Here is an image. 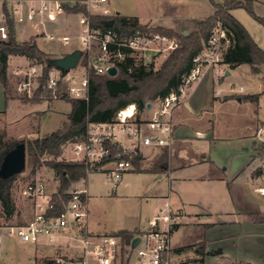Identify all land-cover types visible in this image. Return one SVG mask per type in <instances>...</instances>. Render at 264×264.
Masks as SVG:
<instances>
[{
  "label": "built area",
  "instance_id": "2783aa9c",
  "mask_svg": "<svg viewBox=\"0 0 264 264\" xmlns=\"http://www.w3.org/2000/svg\"><path fill=\"white\" fill-rule=\"evenodd\" d=\"M107 0H86L96 11L110 13L102 4ZM37 4H24L17 1L7 5L0 3V42L10 39L9 20L13 22H32L43 25L46 20H55L64 11L61 0H39ZM82 25L79 39L83 45L82 57L75 68L64 71L51 67L43 82L44 98H87L89 75L93 70L98 75L109 74L108 68L132 58L136 64L149 65L156 59L168 54L179 46L175 37L159 32L146 33L136 31L131 36L118 35L114 30H102L90 25L87 17L79 16ZM66 42L69 37L50 34ZM229 42L226 30L220 23L214 29L204 48L193 58L192 68L183 75L178 89L159 99L150 118H143L135 103L120 109L115 117L106 122L91 123L82 139L69 141L74 157L72 160H84L93 169L102 170L111 164L109 171L114 181L133 168L130 157L144 155L148 147L169 145L172 141V126L168 118L171 109L184 97L187 89L199 80L206 65L221 61V46ZM94 44L98 50L93 49ZM81 57V58H82ZM117 71V72H118ZM20 76L18 90L33 96L40 87L44 76V63L31 62L24 68L14 70ZM149 108V109H150ZM263 128H258V134ZM117 146L113 151L111 146ZM256 190L264 195V168L257 176ZM31 204V215L23 223L13 222L0 213V246L5 237L18 238L22 242H39L45 239L56 255L51 260L56 264H173L170 259L172 250L169 228L159 225L161 220L169 222V214H156L150 219V227L138 230L134 237L140 241L132 247L123 244L122 237L114 233H93L88 225V192L86 188H70V198L65 208L57 215H50L52 193L47 191L44 177L36 174L23 190ZM170 225V224H169ZM171 226V225H170ZM133 240V239H132Z\"/></svg>",
  "mask_w": 264,
  "mask_h": 264
},
{
  "label": "rangeland",
  "instance_id": "374dc122",
  "mask_svg": "<svg viewBox=\"0 0 264 264\" xmlns=\"http://www.w3.org/2000/svg\"><path fill=\"white\" fill-rule=\"evenodd\" d=\"M222 1V0H215ZM32 2L31 4H37ZM14 4V3H13ZM107 4L112 12L121 13L128 16H137L153 24L164 26L175 25L173 28L180 34H185L187 30L190 34L198 28V23L212 14L214 8L210 0H107L102 5ZM9 5H12L9 3ZM256 12L264 18V0H256L254 3ZM92 13L95 10L89 9ZM70 12L61 11L55 20H46L43 25L32 22H17L15 25L16 39L19 42L35 38L38 46L48 52L51 57H59L76 48L84 51L79 37L82 25L79 22L80 13L69 14ZM236 18L247 28L257 44L264 49V23L252 16L245 8L239 7L232 10ZM180 16H185L180 20ZM180 21L174 23V19ZM153 26L152 24H149ZM50 34L68 35L69 39L63 42L57 38L51 39ZM76 35V36H75ZM230 45L224 42L221 50L224 51ZM93 49L98 50L94 44ZM168 54L164 53L154 62L155 71L160 69ZM83 58H80L83 63ZM30 59L22 55H10L8 67V93L19 98L28 97L25 92L18 90L20 76L14 73L18 67L24 68L30 63ZM260 71L254 73L249 63H242L236 67L225 65L220 72L223 81L222 86L230 94V99L217 104V108L212 115L214 119V134L220 138L212 148L213 157H217L218 162L223 167L229 166V171H233L239 161L233 155L243 147L252 148L256 144L257 163H264V63L259 65ZM242 87V89H241ZM149 90L150 88H145ZM237 93H241L237 95ZM260 93L259 101L254 102L244 98L245 95ZM243 97L239 100L238 98ZM50 102H43L40 108L44 113L38 117L37 126L31 128L27 119L12 125L10 134L4 131L7 137L27 141L37 136L48 134L61 127L67 120V114L71 110V103L67 98L60 99H41ZM153 103L158 106L159 99H147L146 103ZM134 103V102H132ZM136 104V103H135ZM153 108H145L141 111L143 118H150L153 115ZM12 115L8 114V118ZM205 121L206 117H205ZM5 122V121H4ZM6 123V122H5ZM210 123V122H209ZM208 124V122H207ZM262 126V132L256 136V130ZM255 148V147H254ZM149 158L152 157L149 153ZM74 157L71 146L66 143L58 159H72ZM43 159H52V156L45 155ZM146 159V157H145ZM258 161V162H257ZM33 161L27 152L26 169L18 173L12 183V194L16 205V213L10 219L13 222L23 223L31 215V204L23 193L27 183L36 175H42L45 180L47 191L53 192L57 188L58 180L54 171L48 165H41L35 174L32 171ZM111 164L106 165L102 170L89 172L88 175L75 182L72 188H86L89 195V222L92 230L109 231L118 229L135 230V227L147 229L149 219L157 211L158 200L157 192L166 190L168 182L163 175L162 178L151 171V164L144 161L142 169L138 170L135 166L124 173L123 176L114 181L109 171ZM252 191V190H251ZM0 213L2 208L0 204ZM157 213V212H156ZM201 236L195 230L189 231L187 228L179 230L172 237L174 242H195ZM199 244V243H198ZM205 245V243H204ZM206 247V245H205ZM194 251V250H188ZM56 250L42 239L35 242H22L18 238L5 237L0 246V264H47V261L55 257ZM190 260V258H185ZM188 261L187 264H189ZM190 264H192L190 262ZM217 264H226L220 263Z\"/></svg>",
  "mask_w": 264,
  "mask_h": 264
},
{
  "label": "crops",
  "instance_id": "0c3cea01",
  "mask_svg": "<svg viewBox=\"0 0 264 264\" xmlns=\"http://www.w3.org/2000/svg\"><path fill=\"white\" fill-rule=\"evenodd\" d=\"M17 1L31 4L39 0H0V3L9 5ZM61 1L73 5L78 0ZM102 7L109 9L108 14H112L107 4ZM90 9L93 10L91 6ZM95 12L103 13L96 10ZM183 17L185 16H180V20L185 19ZM138 18L142 23L160 25ZM180 20L175 18L173 21L178 23ZM165 27L177 29L175 25ZM78 35L79 33L75 36ZM220 54L221 61L206 65L201 78L187 89L183 99L171 109L168 118L172 126V141L165 145L167 165L160 164L151 169L160 178L165 175L168 182L166 190H159L155 194L162 203L158 204L157 213L153 216L163 213L172 217L169 222L161 220L159 225L162 228L170 227V259L173 264H187L188 261L192 264H264V195L256 190L257 176L264 168V163L256 165V144L252 148L243 147L233 155V159L237 158L239 163L230 172L228 165L223 167L217 157L212 155V148L220 139L214 134L212 115L219 102L230 99L228 90L222 86L224 76L220 72L222 69L226 71V75L231 72L224 68L228 64L223 62V50ZM239 94L241 93H237ZM41 99L45 98L41 96L40 100H33L9 93L6 95L0 82V128L10 134L12 125L23 119L29 121L30 128L37 126L38 117L44 113L39 104L50 102ZM9 112L12 115L10 118ZM258 128L256 136L259 135ZM161 149H144L143 162L149 161L150 167H154V161ZM149 153L152 156L150 158ZM89 217L88 225L93 233L108 234L117 231L92 230ZM183 228L195 230L201 238L195 242L172 243L174 234ZM137 229L143 230L136 226L135 230ZM198 243H205L207 253L177 250L179 247Z\"/></svg>",
  "mask_w": 264,
  "mask_h": 264
},
{
  "label": "trees",
  "instance_id": "16d2710c",
  "mask_svg": "<svg viewBox=\"0 0 264 264\" xmlns=\"http://www.w3.org/2000/svg\"><path fill=\"white\" fill-rule=\"evenodd\" d=\"M210 1L214 8L213 13L201 20L196 31L190 34H180L170 27L151 26L142 23L137 16L121 13H92L88 4L81 0L76 1L73 5L63 2L64 11L85 15L93 27L102 30L112 29L121 36H131L138 30L146 33L159 32L177 38L179 46L168 53V57L157 71L153 68L154 63L149 65L136 64L132 58L120 63L119 71L114 76L109 74L98 75L92 70L89 75L88 97H66L71 103V110L63 125L48 134L26 141L27 152L33 161L32 171L36 172L43 164L48 165L58 180L57 188L52 193L50 215H57L64 210L65 204L70 198L69 190L72 185L85 178L93 170L84 160L58 159L63 146L69 141L84 138L91 123L112 120L120 109L132 102L136 103L138 111L141 112L147 107V99H161L172 90L178 89L183 75L193 66L194 56L204 48L218 23L226 30L230 40V45L223 54V62L231 67L249 63L254 73L260 71L259 65L264 63V49L257 44L247 28L232 13L233 9L243 7L252 16L264 23V18L255 10L254 3L256 0ZM7 5L4 3L6 9ZM111 19H114V23L112 25L107 24V21ZM9 26L10 39L0 42V82L7 95L10 55H22L29 58L31 62L44 63V76L41 79L40 87L33 96L26 97L27 99L40 100L42 94L45 93L43 82L46 80L49 69L53 67L48 62L52 57L38 46L35 38L19 42L16 39L15 23L11 19ZM86 60L87 58L84 57L83 63ZM145 88L150 89L146 90ZM259 97L260 93L244 96V98L254 102H258ZM16 142L18 139L7 137L6 133L0 130V161L3 153ZM111 148L113 151L117 150L115 144ZM160 148L162 149L151 169L160 164L162 166L167 165V146H160ZM45 155L52 156V159H43ZM130 158L133 165L141 170L143 155H135ZM16 175L8 180L0 177V204L2 213L7 219L12 218L16 213L12 194V183ZM112 233L120 235L123 244L129 245L137 230L119 229ZM177 250L180 252L195 250L207 253L204 244H190L179 247ZM47 264L56 263L50 259Z\"/></svg>",
  "mask_w": 264,
  "mask_h": 264
},
{
  "label": "water",
  "instance_id": "95a60500",
  "mask_svg": "<svg viewBox=\"0 0 264 264\" xmlns=\"http://www.w3.org/2000/svg\"><path fill=\"white\" fill-rule=\"evenodd\" d=\"M114 23V19L107 21V24L112 25ZM185 34L188 33L187 30L184 31ZM83 50L80 48H76L71 52H68L59 57H52L49 59V64L58 68H61L65 71H69L72 68H75L80 58L82 57ZM117 67L110 66L108 68L109 75L117 74ZM241 99V98H240ZM152 103H147V108H150ZM27 165V144L26 141L20 140L16 142L11 148L6 150L0 161V177L8 180L12 176L23 172L26 169ZM140 241V237L136 236L132 240V247H135Z\"/></svg>",
  "mask_w": 264,
  "mask_h": 264
}]
</instances>
